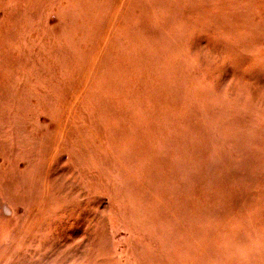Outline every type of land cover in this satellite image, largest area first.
<instances>
[{
  "label": "rangeland",
  "instance_id": "rangeland-1",
  "mask_svg": "<svg viewBox=\"0 0 264 264\" xmlns=\"http://www.w3.org/2000/svg\"><path fill=\"white\" fill-rule=\"evenodd\" d=\"M0 264H264V0H0Z\"/></svg>",
  "mask_w": 264,
  "mask_h": 264
}]
</instances>
